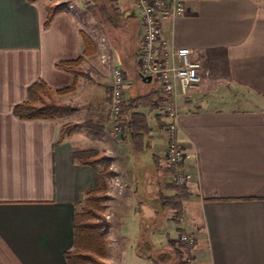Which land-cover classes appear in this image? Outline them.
Returning <instances> with one entry per match:
<instances>
[{
  "label": "crops",
  "instance_id": "crops-1",
  "mask_svg": "<svg viewBox=\"0 0 264 264\" xmlns=\"http://www.w3.org/2000/svg\"><path fill=\"white\" fill-rule=\"evenodd\" d=\"M120 1L126 11L116 39L108 31H85L78 1L76 9L57 13L44 27L48 0H0V264H67L75 210L94 172L71 159L73 150L96 148L112 157L114 177L129 186L130 156L144 148L134 151L128 137L121 144L106 139L111 77L100 59H90L100 54L101 38L126 72V100L158 85L151 80L156 86L145 88L151 81L142 80L135 64L142 33L131 10L136 5ZM185 6L184 15L161 29L169 47H189L200 62V82L177 101L176 138L189 155L181 166L189 192L182 202L181 229L196 239L195 264H264V0H186ZM81 34L92 39L95 53L80 64L87 75L75 76L56 63L81 55ZM37 79L52 89L74 82L72 91L56 99L75 109L55 119L18 118L13 107L27 99V87ZM141 110L148 122L145 145L162 141L165 157L160 99L155 110ZM66 123L80 127L55 145ZM166 162L157 159L160 174L151 180L160 195L171 196L165 179L174 171ZM121 203L133 206L131 194ZM143 203L139 214L105 208L108 264L137 259L149 264V256L135 249L142 211H155Z\"/></svg>",
  "mask_w": 264,
  "mask_h": 264
},
{
  "label": "trees",
  "instance_id": "trees-1",
  "mask_svg": "<svg viewBox=\"0 0 264 264\" xmlns=\"http://www.w3.org/2000/svg\"><path fill=\"white\" fill-rule=\"evenodd\" d=\"M34 2L36 0H27ZM66 1L49 0L46 6L47 16L44 27H48L55 15L67 11ZM83 51L80 56L72 60H64L56 63V66L64 71L71 72L75 76L87 73L80 67L84 56L95 53V45L92 39L81 34ZM74 82L63 88L52 89L44 80L37 79L27 87V99L17 103L13 107V113L21 119H55L72 112L75 107L56 99V94H63L74 89ZM158 89H151L148 93L138 95L126 100L124 111L126 113V137L131 142L134 151L142 150L146 145L144 136L148 132L146 114L141 110H155L160 99ZM79 123H66L61 126L59 137L55 145L65 137L76 132ZM71 159L77 163L91 166L94 170L93 181L85 190L83 200L77 205L73 221V247L65 252L67 264H108L106 255L105 234L109 224L102 214V202L110 199L107 194L106 178H113L115 172L110 168L112 157L97 151L73 150ZM103 168L97 170V166ZM175 172L176 167L170 166ZM166 188L173 190L171 196L160 195L164 208H172L177 212L182 211V202L189 195L187 186L176 180H171ZM185 245L191 247L187 242ZM188 244V245H187ZM164 256H168L163 253ZM161 255V256H163ZM164 258V257H162ZM163 261V260H161ZM157 264V263H156ZM178 264V263H177ZM180 264H187L185 261Z\"/></svg>",
  "mask_w": 264,
  "mask_h": 264
},
{
  "label": "built area",
  "instance_id": "built-area-1",
  "mask_svg": "<svg viewBox=\"0 0 264 264\" xmlns=\"http://www.w3.org/2000/svg\"><path fill=\"white\" fill-rule=\"evenodd\" d=\"M133 2L136 5L142 31L135 53V64L141 75L150 76L158 85L160 108L167 119L165 157L170 166L176 167L175 180L180 184H186L188 175L181 166L189 155L176 138V119L179 114L177 101L188 93L190 87L200 82L198 73L200 62L193 57L191 48L169 47L161 36L164 22L185 14L186 0H133ZM67 8L74 7L69 4ZM99 59L111 77L107 128L109 136L119 140L123 138L126 129L123 114L127 76L124 68L115 61L104 37L100 40ZM113 181L120 188L124 186L117 176ZM180 238L191 245L195 237L183 232Z\"/></svg>",
  "mask_w": 264,
  "mask_h": 264
},
{
  "label": "rangeland",
  "instance_id": "rangeland-1",
  "mask_svg": "<svg viewBox=\"0 0 264 264\" xmlns=\"http://www.w3.org/2000/svg\"><path fill=\"white\" fill-rule=\"evenodd\" d=\"M49 1V0H48ZM61 1V0H60ZM80 4V9H82V27L85 31H108L109 35L112 38H118V31H122L123 27V15L125 14L122 2L119 0L117 4L115 0H69L66 1L67 6L72 4L76 9L77 2ZM124 2V1H123ZM131 2V1H130ZM132 3V2H131ZM131 10L134 15L138 18L136 6L132 4ZM126 17V16H125ZM89 19V20H88ZM130 31V30H129ZM106 37L111 41L110 36ZM98 36V35H96ZM97 53L90 57L92 63L99 59ZM107 71V70H106ZM108 72V71H107ZM91 81L89 82V88L91 87ZM139 83V82H138ZM141 83V82H140ZM127 86V85H126ZM153 86H156L154 81L145 84V88L150 89ZM126 99V96H125ZM124 119L126 120V113L123 114ZM109 110L106 116L108 121ZM165 122L167 121L163 117ZM106 121V122H107ZM163 135L167 136L166 128L162 130ZM125 139L126 129L124 132ZM106 139L112 141L115 144H121L122 139L116 140L109 136L108 128L106 126ZM106 140V141H107ZM92 151H97L96 148H90ZM89 149V151H91ZM130 163L132 165L131 173L128 174V184L125 181L120 182L124 187L120 188L116 186L113 182L114 177L106 178L107 192H110L111 199L102 202V214L105 212V208L108 211L113 210L116 213H128L127 209H134V214H139V203L143 201L145 207L151 206L154 207L155 211H142L141 225L139 233L134 229L135 233L138 234V240L135 242V249L137 254H141L146 257L149 256V264H180L181 262H186L187 264H195L193 260L192 249L195 245L196 239L191 244V247H187L184 243L185 241L180 238L183 231L181 226H184L182 222V211L177 212L172 208H164L161 204L160 193L158 189H155V185L151 179H154L155 176L160 174V169L157 164V159L160 158V162L166 160L163 153V142L162 141H153L149 147L145 146L142 151L133 152L130 156ZM167 161V160H166ZM167 163V162H166ZM170 165L165 166L168 168ZM103 166H97V170L102 169ZM176 173L174 172L166 178L165 180L171 181L175 180ZM162 182V180H160ZM161 182L157 181L158 187L162 189L163 194H167V191L161 187ZM126 186H125V184ZM116 188H115V187ZM115 188V191L113 190ZM154 191V195L151 193ZM117 192V194H116ZM131 194L133 206L125 207L121 200L126 196V194ZM120 196V202L115 208V203L113 200L116 199V196ZM105 203L106 206H105ZM137 208V209H136ZM156 210L158 212H156ZM108 217L106 216L105 219ZM140 224V222H139ZM182 224V225H181ZM108 232V231H107ZM105 234V247H106V237ZM189 233V232H187ZM192 234V233H190ZM193 235V234H192ZM114 245V241L111 243ZM188 245V244H187ZM165 253L167 257L163 255ZM163 255V256H161ZM164 257V258H162ZM163 260V261H161ZM134 264H141V260H133ZM142 264H145L144 262Z\"/></svg>",
  "mask_w": 264,
  "mask_h": 264
},
{
  "label": "water",
  "instance_id": "water-1",
  "mask_svg": "<svg viewBox=\"0 0 264 264\" xmlns=\"http://www.w3.org/2000/svg\"><path fill=\"white\" fill-rule=\"evenodd\" d=\"M140 76H141L142 80L145 81V82H150L152 80L150 76H144V75H141V74H140Z\"/></svg>",
  "mask_w": 264,
  "mask_h": 264
}]
</instances>
